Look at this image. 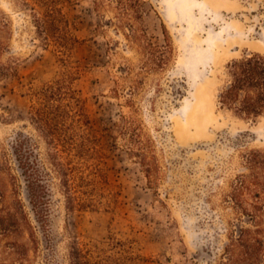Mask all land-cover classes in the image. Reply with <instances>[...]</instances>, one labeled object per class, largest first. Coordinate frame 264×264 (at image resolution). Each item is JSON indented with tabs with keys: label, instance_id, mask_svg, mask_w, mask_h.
I'll return each mask as SVG.
<instances>
[{
	"label": "rangeland",
	"instance_id": "rangeland-1",
	"mask_svg": "<svg viewBox=\"0 0 264 264\" xmlns=\"http://www.w3.org/2000/svg\"><path fill=\"white\" fill-rule=\"evenodd\" d=\"M143 2L135 24L146 41L162 50L165 27L173 47L164 67L159 52L153 61L128 39L114 1H60L80 41L64 56L36 35L33 0H0V62L17 72L0 81V209L15 214L21 201L34 227L0 238V264H70L76 241L126 264H225L229 231L241 226L227 195L248 174L247 155L264 153V118L222 109L219 93L232 61L264 54V0ZM68 71L94 141L85 164L106 183L97 209L72 211L54 179L43 225L13 144L25 136L46 155L29 119L31 91ZM15 241L25 247L14 250Z\"/></svg>",
	"mask_w": 264,
	"mask_h": 264
},
{
	"label": "trees",
	"instance_id": "trees-1",
	"mask_svg": "<svg viewBox=\"0 0 264 264\" xmlns=\"http://www.w3.org/2000/svg\"><path fill=\"white\" fill-rule=\"evenodd\" d=\"M60 1L33 0L34 27L46 46H54L68 56L80 41L72 33ZM111 1L120 10L121 24L129 32L128 39L146 44L144 47L149 49L153 61L159 52L161 65L158 66L164 67L173 52L165 27L167 43L162 50L157 49L146 41L147 33L135 24L142 18L143 0ZM4 47L0 41V54ZM227 70L230 80L219 93L221 108L252 121L264 118V54H247L232 61ZM10 75L17 76L14 67L0 62V81ZM75 77L76 73L68 71L56 81L31 91L29 119L46 146V155L40 154L36 141L28 137H19L13 144L30 205L37 221L43 225L49 218L50 183L54 179L59 181L69 210L97 209L102 204L100 198L106 182L97 169L85 164V160L93 156L90 144L94 141L82 131L89 122L74 88ZM246 165L248 174L239 176L227 195V202L241 226L229 231L225 264H264V153L251 152L246 157ZM13 179L18 181L15 176ZM5 199V194L0 195V201L4 203ZM17 204L15 214L0 209V238L13 230L17 233L34 231L23 204L19 200ZM10 244L14 250L25 247L18 241ZM70 264L126 263L103 257L97 246L76 241L71 247Z\"/></svg>",
	"mask_w": 264,
	"mask_h": 264
}]
</instances>
